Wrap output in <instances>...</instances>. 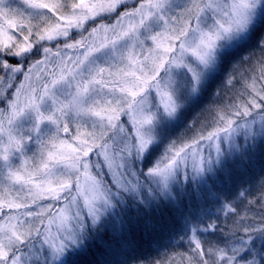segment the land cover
I'll return each mask as SVG.
<instances>
[{
	"label": "snow or ice",
	"instance_id": "obj_1",
	"mask_svg": "<svg viewBox=\"0 0 264 264\" xmlns=\"http://www.w3.org/2000/svg\"><path fill=\"white\" fill-rule=\"evenodd\" d=\"M258 151L264 0H0V264H264Z\"/></svg>",
	"mask_w": 264,
	"mask_h": 264
},
{
	"label": "trees",
	"instance_id": "obj_2",
	"mask_svg": "<svg viewBox=\"0 0 264 264\" xmlns=\"http://www.w3.org/2000/svg\"><path fill=\"white\" fill-rule=\"evenodd\" d=\"M247 51V49L245 50ZM244 55V51L240 53ZM227 65L225 66V72L227 71ZM220 79H223V73L221 74ZM219 83V80L212 85V88L209 89V92L206 94L202 104H207L211 97L212 91L215 90L216 84ZM199 108L193 110L198 111ZM192 113L189 114L188 119H191ZM262 175H264V152L258 151L254 154L253 159L250 165H246L245 169L242 171H237L234 173L232 180L227 181L224 177H221V180L224 182V192L232 194L238 190L241 182L248 180H258ZM245 186H247L245 184ZM154 222H157V228L155 231H152L148 234H145L143 225L141 224L139 228L134 233V238L137 242L138 249L137 255L140 253H147L155 255L152 251L155 241L164 240V229H163V219H158ZM100 238L105 241L109 239V233H101ZM104 253V248L100 246L97 242H93L92 246L88 249L87 252L79 254L73 258V264H111L112 261L118 259V257L112 255H106Z\"/></svg>",
	"mask_w": 264,
	"mask_h": 264
}]
</instances>
